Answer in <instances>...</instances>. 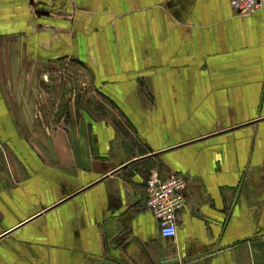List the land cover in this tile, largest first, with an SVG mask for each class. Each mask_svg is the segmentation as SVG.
Returning a JSON list of instances; mask_svg holds the SVG:
<instances>
[{
	"label": "crops",
	"instance_id": "crops-1",
	"mask_svg": "<svg viewBox=\"0 0 264 264\" xmlns=\"http://www.w3.org/2000/svg\"><path fill=\"white\" fill-rule=\"evenodd\" d=\"M230 1L0 0V264H264V13Z\"/></svg>",
	"mask_w": 264,
	"mask_h": 264
},
{
	"label": "built area",
	"instance_id": "built-area-1",
	"mask_svg": "<svg viewBox=\"0 0 264 264\" xmlns=\"http://www.w3.org/2000/svg\"><path fill=\"white\" fill-rule=\"evenodd\" d=\"M238 17L264 13V0H231ZM186 179L180 173H168L161 178L152 173L145 182V208L158 222L159 235L172 238L177 233L176 214L185 205Z\"/></svg>",
	"mask_w": 264,
	"mask_h": 264
}]
</instances>
